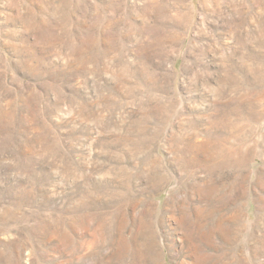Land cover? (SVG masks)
<instances>
[{
    "label": "rangeland",
    "instance_id": "1",
    "mask_svg": "<svg viewBox=\"0 0 264 264\" xmlns=\"http://www.w3.org/2000/svg\"><path fill=\"white\" fill-rule=\"evenodd\" d=\"M0 264H264V0H0Z\"/></svg>",
    "mask_w": 264,
    "mask_h": 264
},
{
    "label": "bare ground",
    "instance_id": "2",
    "mask_svg": "<svg viewBox=\"0 0 264 264\" xmlns=\"http://www.w3.org/2000/svg\"><path fill=\"white\" fill-rule=\"evenodd\" d=\"M189 139V138H188ZM193 168V167H192ZM235 209V208H234ZM236 211V210H235ZM235 216V215H234ZM228 221V220H227ZM237 225V224H236ZM224 228V227H223ZM233 229V228H232ZM212 234H213V232H212Z\"/></svg>",
    "mask_w": 264,
    "mask_h": 264
}]
</instances>
